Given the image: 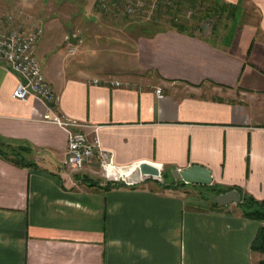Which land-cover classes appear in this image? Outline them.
I'll return each mask as SVG.
<instances>
[{
	"label": "crops",
	"instance_id": "1",
	"mask_svg": "<svg viewBox=\"0 0 264 264\" xmlns=\"http://www.w3.org/2000/svg\"><path fill=\"white\" fill-rule=\"evenodd\" d=\"M54 1L24 8L42 17L35 53L60 114L87 125L90 142L120 168L200 165L216 193L264 200V0H211L241 16L216 31H135L131 20L111 25L125 33L115 37L87 26L84 12L112 17L97 0ZM247 9L252 31H243ZM17 85L0 63V141L22 159L0 156V264L264 260L252 249L264 223L245 218L239 203L214 208L189 184L105 189L114 180L97 160L68 169V133L43 120L40 100L15 99Z\"/></svg>",
	"mask_w": 264,
	"mask_h": 264
},
{
	"label": "built area",
	"instance_id": "2",
	"mask_svg": "<svg viewBox=\"0 0 264 264\" xmlns=\"http://www.w3.org/2000/svg\"><path fill=\"white\" fill-rule=\"evenodd\" d=\"M32 1L20 0L22 4ZM149 1L154 2V0H97L96 5L108 16L118 20H129L144 15L149 7ZM171 1L161 0V3L169 5ZM25 20L28 25L21 14L0 18V63L18 77L13 97L23 102L30 97L40 100L47 108L43 120L59 126L68 133V153L65 162L68 169L80 171L97 160L107 178L118 182L124 181L127 173L134 167L124 169L115 165L112 152L90 142L85 132L87 125L57 111V95L45 79L35 54V47L44 33L43 25L30 16ZM157 93L159 96L162 95L161 90Z\"/></svg>",
	"mask_w": 264,
	"mask_h": 264
},
{
	"label": "rangeland",
	"instance_id": "3",
	"mask_svg": "<svg viewBox=\"0 0 264 264\" xmlns=\"http://www.w3.org/2000/svg\"><path fill=\"white\" fill-rule=\"evenodd\" d=\"M33 1L38 3L40 2V0ZM41 1L45 7H50V5L55 2L54 0ZM70 1H77L78 3V0ZM171 2V4L166 5L165 3H161V0H154V2L149 1L147 12L142 16L135 17L134 19L130 20H118L114 17L108 19L106 16L98 14L96 10L91 13L84 12L85 20L87 21V26L96 27L94 32L96 31L106 36L109 35L111 37H115L122 35V33L125 34L123 31L116 33V29L111 28V25H115L114 23L116 22H118V24L123 23L124 25L125 23L132 20L135 22V24L132 25L135 31L144 25L151 24L157 31L178 25L188 30L198 31L203 29L205 32H209L216 31L220 27H223L222 25H224V23L235 19L238 20L241 17H239V12L236 9L232 8L224 10L211 0H172ZM24 7L26 8V4L21 5L19 0H10V2L7 3H5L4 0H0V16L5 17L8 15L21 14L25 22V19L28 15H30L33 20H41L40 18L42 17L40 14L34 15V13L30 11H25ZM42 8L44 9V7ZM26 12H28V14H26ZM81 15L84 16V14ZM242 15V24L250 21L248 26L245 24L243 31H252L250 27L255 23V15L253 10L247 9ZM74 52H76V50H74L73 53ZM36 57L39 61L37 55ZM143 181L156 182L162 187H165L164 185L172 184L174 180L172 177V172L162 168L160 169V174L158 176H146L143 178ZM187 188H190V194H193L194 196L203 200H207L208 204L213 203L215 194L212 187H194L191 185Z\"/></svg>",
	"mask_w": 264,
	"mask_h": 264
},
{
	"label": "water",
	"instance_id": "4",
	"mask_svg": "<svg viewBox=\"0 0 264 264\" xmlns=\"http://www.w3.org/2000/svg\"><path fill=\"white\" fill-rule=\"evenodd\" d=\"M160 168L153 164L143 163L135 166L133 170L126 175L124 181L126 184L135 185L142 181L144 176H158ZM172 177L175 182H181L196 186H210L212 185V173L204 166L195 165L188 169L172 170ZM240 201V193L238 191H230L215 197V202L219 206H227L229 204H237Z\"/></svg>",
	"mask_w": 264,
	"mask_h": 264
},
{
	"label": "trees",
	"instance_id": "5",
	"mask_svg": "<svg viewBox=\"0 0 264 264\" xmlns=\"http://www.w3.org/2000/svg\"><path fill=\"white\" fill-rule=\"evenodd\" d=\"M174 27H178L179 29H183L184 27L182 26H178L175 25ZM143 31L145 32H153V31H157L155 30V27L152 26L151 24L144 26ZM185 29V28H184ZM7 147H5L3 145V143L0 141V156L2 157H14L15 159L18 160V162H22V159L17 158V156H15L14 153H10L8 152V150L6 149ZM179 183V182H178ZM173 181L172 184H168V185H164L165 189H172V188H177L181 185H187L185 183H179ZM122 185H126L125 182H118V181H114L111 182L110 184H108V186L105 189H109L112 187H119ZM194 187H206V186H195ZM210 187V186H207ZM214 191V190H213ZM214 194H216V196L220 195L221 192L218 191L216 193V191H214ZM238 206L242 209L244 217L250 220H254L260 223H264V200L263 201H258L252 197H247V198H243L241 200V202H239ZM212 207L214 208H219L220 206L215 202V199L212 203ZM252 249L256 252L262 253L264 254V226H262L255 238V240L252 243ZM260 264H264V260L260 262Z\"/></svg>",
	"mask_w": 264,
	"mask_h": 264
}]
</instances>
